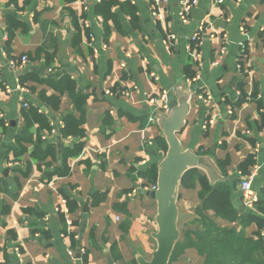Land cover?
<instances>
[{"label": "crops", "instance_id": "crops-1", "mask_svg": "<svg viewBox=\"0 0 264 264\" xmlns=\"http://www.w3.org/2000/svg\"><path fill=\"white\" fill-rule=\"evenodd\" d=\"M119 1L136 8V19L119 13V23L109 22L107 32L97 19L96 0H0V264H108V256L114 264L149 260L156 247L157 203L148 191L156 185L155 166L164 155L158 140L164 137L156 118L148 123L153 106L144 99L162 90L169 99L179 85L192 89L184 126L176 132L183 149L209 155L227 178L221 187L233 189L239 175L255 166L251 187L264 200V0H197L186 22L179 16L181 0ZM82 18L89 20L88 29ZM201 24L200 43H191L199 54L194 61L187 45ZM168 34L175 37L166 42ZM22 54L29 59L26 67L12 68L9 60L19 61ZM26 72L53 82L69 76L87 96L84 145L67 158L66 176L48 175L64 148L78 141L60 134L63 116L78 112L66 91L59 94L45 82L21 84L27 93L17 89ZM3 83L11 92L3 91ZM41 90L59 95L57 109L41 101ZM29 106L50 120L52 129L40 134L53 144L56 161L34 156L40 147L37 125L27 128L22 116ZM249 155L253 163L243 173L238 165ZM198 191L197 182L179 185L180 231L196 227ZM232 191L234 206L244 211L238 188ZM256 230L251 222L245 233ZM182 258L203 264L191 248Z\"/></svg>", "mask_w": 264, "mask_h": 264}, {"label": "trees", "instance_id": "trees-1", "mask_svg": "<svg viewBox=\"0 0 264 264\" xmlns=\"http://www.w3.org/2000/svg\"><path fill=\"white\" fill-rule=\"evenodd\" d=\"M95 12L102 18L106 31L108 32L109 22L117 25L118 14L126 13L130 20L136 19V8L127 1L119 0H96ZM79 31V26H77ZM13 31H9L8 40L12 38ZM8 43V42H7ZM40 50V49H39ZM38 50V51H39ZM45 82L53 87L59 94L67 92L74 102L78 116L73 113H66L63 116V124L60 129L62 137H72L78 139L72 145L64 148L62 158L55 170L48 175L66 176L69 173L67 158L76 156L82 151L85 135L84 128V104L86 95L78 87L76 82L63 76L56 82L49 79L42 80L35 73L26 72L19 77L20 84L24 85L27 81ZM41 101L52 109H57L60 103L59 95H47L44 90L39 92ZM24 124L27 128L37 125L36 145L40 146L39 151L34 153L38 160H43L46 156H51L56 161L54 146L46 143L41 138L40 132L52 129L49 118L38 107L29 106L22 110ZM21 138L18 137V140ZM160 150L165 153L167 144L164 139L158 140ZM22 153V149L17 153ZM253 163L252 156H247L238 167L243 173L247 172L246 167ZM156 178L157 167L155 166ZM188 181L199 185L198 198L201 204L195 208L196 227L180 231V238L175 245L170 257L169 264L178 259L186 249H194L203 258V264H264V245L261 237V228L264 227V200L259 199L255 203V211L245 208L247 212L239 211L232 202L231 187L213 186L204 175H200L196 169H190L182 178L181 185L185 186ZM72 201L67 200L68 210H73ZM216 219L224 220L229 223H237L238 226L220 225ZM64 220V218H63ZM255 222L257 230L253 236H247L245 228Z\"/></svg>", "mask_w": 264, "mask_h": 264}, {"label": "water", "instance_id": "water-1", "mask_svg": "<svg viewBox=\"0 0 264 264\" xmlns=\"http://www.w3.org/2000/svg\"><path fill=\"white\" fill-rule=\"evenodd\" d=\"M192 89L184 85L175 87L174 95L169 98L168 113H154L162 130L167 149L157 162V178L155 188L148 191L157 203L154 220L157 230L152 234L156 247L151 258H137V264H169L176 243L180 238L178 228V189L182 178L190 169H202L213 186H218L225 178L218 165L209 155H198L192 148L183 149L176 132L184 126V117L188 113L189 97ZM240 179L234 181V189L238 188ZM108 264H114L108 256Z\"/></svg>", "mask_w": 264, "mask_h": 264}, {"label": "built area", "instance_id": "built-area-1", "mask_svg": "<svg viewBox=\"0 0 264 264\" xmlns=\"http://www.w3.org/2000/svg\"><path fill=\"white\" fill-rule=\"evenodd\" d=\"M196 1L197 0H181L180 1L181 8L179 11V16L183 22L187 21L188 12L190 11L191 7L193 5H195ZM216 1L221 3L224 0H216ZM84 9H87V7L84 6ZM152 14L155 17H159V14H157L154 11H152ZM97 19L99 21H102V18L100 16H97ZM81 21H82L81 26L83 27V29H88L90 27V22L87 18H82ZM202 28H203V25L201 24L198 31H196L193 35H191L190 43H188V45H187L188 54L194 61L196 59H198L199 54H198L197 50L195 49V46H193V44H191V43L192 42L200 43L199 40H200V33L202 31ZM240 29H241V31H243V28H240ZM89 35H90V40L93 43L94 37L91 34H89ZM174 37H175L174 34H168L165 40L167 42L168 40H171ZM101 47L104 48V47H106V45L102 44ZM94 50H95V52H97L98 48H94ZM222 51H223V47L220 48V52H222ZM28 60H29L28 56L26 54H22L20 56L19 61L12 59V60H9V64L12 68L21 71L26 67ZM196 66L198 67L199 64H196ZM151 75L155 77L154 73H151ZM197 77H198L197 75H194V77L189 79L188 82H190L192 84L195 83ZM16 88L19 89L20 91H25L26 93L28 92V89L23 87L21 84L16 85ZM2 89L6 93L11 92V90H12L11 87L6 83L2 84ZM200 98L202 101H205L209 98V96L208 95H207V97L200 96ZM144 101L147 102L149 105L153 106L152 114H150L148 117V123H154V121H155L154 113L160 112V113L166 114L169 111L168 92L166 90H162L158 95L148 96L147 98L144 99ZM23 105L25 106L27 104L24 103ZM45 137H46V135L43 133L41 135V138L43 139ZM148 143H151V142H148ZM256 172H257V168L255 166H252L251 169L248 171V173H246V174L240 173L241 175H239L240 181L238 184V190L241 194V198H242L244 206L250 210H253V209L255 210V203L258 201V197L251 187V182H252V179L254 178V176L256 175ZM154 188H155V186H153V189ZM67 223L70 224V221L67 220ZM261 237H262L263 244H264V227L261 228ZM69 252L72 254V251H69Z\"/></svg>", "mask_w": 264, "mask_h": 264}, {"label": "rangeland", "instance_id": "rangeland-1", "mask_svg": "<svg viewBox=\"0 0 264 264\" xmlns=\"http://www.w3.org/2000/svg\"><path fill=\"white\" fill-rule=\"evenodd\" d=\"M180 257H181V258H180ZM180 257H179L180 259H178L179 262L176 263V264H187V261H186V260H183L182 255H181ZM189 262H190V264H193V263H192V260H190Z\"/></svg>", "mask_w": 264, "mask_h": 264}]
</instances>
